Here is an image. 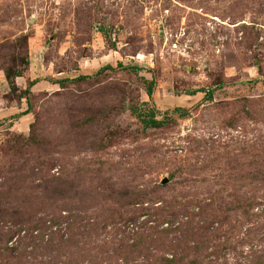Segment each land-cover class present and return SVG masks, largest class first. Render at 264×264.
Returning a JSON list of instances; mask_svg holds the SVG:
<instances>
[{
    "label": "rangeland",
    "instance_id": "1",
    "mask_svg": "<svg viewBox=\"0 0 264 264\" xmlns=\"http://www.w3.org/2000/svg\"><path fill=\"white\" fill-rule=\"evenodd\" d=\"M0 56L22 74L12 91L0 61V247L22 252L18 264H124L122 241L178 228L167 244L205 229L184 264H264V0H0ZM118 64L138 73L93 77ZM176 108L189 113L165 116ZM141 113L166 122L145 128ZM34 132L42 149L18 150ZM130 183L153 194L123 212L131 222H106V189ZM161 199L176 206L164 223L148 216ZM182 205L213 210L190 220ZM70 214L83 220L62 245ZM158 244L133 264L172 260Z\"/></svg>",
    "mask_w": 264,
    "mask_h": 264
},
{
    "label": "trees",
    "instance_id": "2",
    "mask_svg": "<svg viewBox=\"0 0 264 264\" xmlns=\"http://www.w3.org/2000/svg\"><path fill=\"white\" fill-rule=\"evenodd\" d=\"M21 40H23L24 43L26 44L27 42L26 37H23ZM0 61H1V70L4 72V75H5V78H6V81L9 87L12 89V91L16 90L15 81L18 78H22L21 72L17 70L16 65H14L12 62H7L5 59H3L2 56H0ZM22 61L25 62L26 60L23 59ZM118 70L131 71L134 74H137L139 69L136 66L125 67L122 64H118L117 67L108 65L100 69L93 77H99L102 75H106L108 72L114 73ZM90 79L91 77L89 76H80L73 80H63L57 83L62 88H64L65 87L64 85L66 84H75V83L78 84V83H82ZM36 83H37L36 81L29 83L27 86V89L22 91L21 93L22 98L26 100L28 110L20 114V116L28 115L29 110L32 109L30 90ZM146 85H147L146 87L147 96L149 99H152L155 83L154 81L146 82ZM194 94L195 93H191L189 96H193ZM205 95H206V99L210 100L212 98L213 93L209 92L208 94H205ZM94 112L89 114L88 118H90L94 114ZM188 113H189L188 110H185L183 108H176L170 113L167 112L165 116L169 117L170 115H179L180 117H185L188 115ZM138 118L140 119V122L144 125L145 128H159V127H162L164 123L166 122V118L161 122L156 120L153 114L151 116H147L146 114L141 113L138 115ZM32 128L34 129V126H32ZM26 146L31 151H36L35 149H42V143H40V139L38 140L35 132L34 134L32 133L27 139L18 137V141H17L18 150L20 149L22 150ZM122 187L123 186H121L120 189L115 190V191L106 189V191L110 192V194L107 195V198H109V200L112 201V205L109 206L108 210H106V222L109 221L111 223H116V224H121V223L127 224L129 221L131 222L133 220L132 215L129 218H125L123 216V212H127V211L131 212L130 210H127V207L144 203L145 200L150 195V193L153 194V189H154L153 188L152 190H149L148 192L142 191L138 189V187L134 186L133 183H130L129 185H127V187L124 190H122ZM53 191L55 192L57 191V189H54ZM56 195L61 199H70V197L66 196L60 190L57 191ZM161 201L164 204L162 209L160 210L161 214L159 212V214L152 216V214H148L145 211L146 209L140 210L141 212L138 214H140V217L146 214H148L150 218L157 217V220H161L162 223L168 221V220H165L166 218L173 219L172 216L176 215L174 212V209H176V206L166 200L161 199ZM208 209L213 210L212 206L210 207L209 205L200 206L199 214L190 215L188 212V208L182 205V207L180 208V211H181V216L190 217L191 218L190 220H194V218H200L202 220L204 219L207 220L210 215L207 211ZM176 217H178V215ZM67 219L70 220L69 227H68L70 236L68 237V240H65V241L63 239L60 240V244L62 245L63 244L71 245V242L75 243L74 236L71 235V233L73 232L75 223H77L80 220H83V217L79 216L78 214H70V216ZM67 219L63 217L58 218L57 221H55V223L52 224V226H48L47 228H45V231L52 230L53 226L60 225L62 222H64ZM88 226H91V225L88 224ZM180 229L181 228L173 229L172 231H163L161 235H158L157 237L142 234L139 236V239L136 242H134V244L132 245H130L129 239L126 242L122 241L119 247L115 250V253L118 258H121V260H124V264H133V263H136L137 261L136 259H139L142 256L145 257V259L146 258L148 259L149 251L153 247L151 244L159 243L158 245L161 244L160 246L165 245L167 247L166 249L167 251L169 252L173 251L174 258H172V260H169L163 257L160 260H155L152 264H158L157 263L158 261L160 262L159 264H184L185 260L188 259V256L191 250L188 244H190V242H192L193 240V242L196 243V246L199 249L201 245L200 240H203L205 237V229L198 230V232H191L189 235L187 233L183 235V232H182V235L180 236L179 239L175 238L173 240L174 244H171V245L167 244L166 240L169 238V235L175 232L180 233L181 231ZM55 235L56 233H53L51 241L49 242V244L43 246L44 248L51 247L54 249L53 237ZM162 239L165 241L159 242ZM61 247H62L61 245L57 247V251L59 252L60 255L64 253V251L61 250ZM146 247L148 248L145 249ZM193 250L195 251L196 249L194 248ZM195 253L197 254L198 250H196ZM22 257H23V253L22 252L18 253V250L16 248L9 249L8 247L7 248L4 247V250H3V248L0 247V259H3V261L18 264ZM68 259L70 260L68 264H71L72 262L73 264H77L78 261H89V264L95 263L93 259L88 258L87 256H82L80 259H77V255H75L74 253H70V255L68 256ZM187 264H195V261L189 262Z\"/></svg>",
    "mask_w": 264,
    "mask_h": 264
},
{
    "label": "water",
    "instance_id": "3",
    "mask_svg": "<svg viewBox=\"0 0 264 264\" xmlns=\"http://www.w3.org/2000/svg\"><path fill=\"white\" fill-rule=\"evenodd\" d=\"M166 183H168V180H164V181L162 182L163 185L166 184Z\"/></svg>",
    "mask_w": 264,
    "mask_h": 264
}]
</instances>
